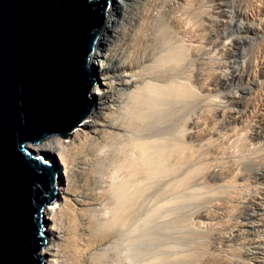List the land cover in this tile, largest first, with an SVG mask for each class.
I'll return each instance as SVG.
<instances>
[{
    "label": "bare ground",
    "instance_id": "obj_1",
    "mask_svg": "<svg viewBox=\"0 0 264 264\" xmlns=\"http://www.w3.org/2000/svg\"><path fill=\"white\" fill-rule=\"evenodd\" d=\"M152 1H144L141 20L131 29L128 26L130 12L122 16L120 1L108 0L105 11L109 23L97 35L92 53L91 64L96 63L100 74L95 75L94 68H90L91 77H97V85L89 90L92 109L81 124L68 130L65 139L52 133L42 141L25 145L45 163L59 168L54 182L59 200L49 208L45 206L43 213L45 241L47 236L45 245L43 243L39 248V254H46L43 264H156L162 254L172 256L178 253L176 247L180 245L182 250L183 247L188 249L192 243L193 248H199V241L182 229L168 224L164 230L160 229L161 225L164 226L160 223L165 222L166 217L170 220L175 216L171 206L176 200V191L187 183L197 167L203 166L197 163L205 162L201 160L204 152L195 151L191 140L199 142L209 133H218L222 123H243L250 116L264 114L260 96L244 104L245 111L231 106V102L243 104L247 84L235 92L230 91L221 107H216L214 120L219 123V117V124L212 121L213 116L210 118L209 113H203L201 106H196L206 98L202 91L214 81L208 79L210 73L206 71V62L200 60L205 51L202 44L204 17L190 10H182L177 17L175 11L169 20L170 33L173 34L151 24L142 29L148 22L146 18H155ZM249 9L251 18L256 19L264 10V0H253ZM192 41L199 44L192 49L195 57L189 61L188 46ZM231 47L225 48L227 54H230ZM254 56L252 64L239 79L243 84L259 73L264 62V47L258 48ZM189 74L201 77L195 83L198 92L193 89L195 85H191ZM198 118L201 119L199 125ZM212 125L215 129H208ZM251 133L253 136L258 131L254 129ZM260 201L252 202L254 209L247 212V221L237 225L246 226L254 235L251 241L262 245L264 237L256 232L264 224V206ZM219 212L214 210L209 214L199 210L195 217L205 224L204 219ZM72 215L76 216L77 223ZM231 231L230 235H221L219 240L225 243L242 234L240 228ZM160 253L158 260L152 258ZM169 262L173 263L172 260Z\"/></svg>",
    "mask_w": 264,
    "mask_h": 264
},
{
    "label": "water",
    "instance_id": "obj_2",
    "mask_svg": "<svg viewBox=\"0 0 264 264\" xmlns=\"http://www.w3.org/2000/svg\"><path fill=\"white\" fill-rule=\"evenodd\" d=\"M108 0H0V264H43L56 168L25 146L62 139L92 109Z\"/></svg>",
    "mask_w": 264,
    "mask_h": 264
},
{
    "label": "rangeland",
    "instance_id": "obj_3",
    "mask_svg": "<svg viewBox=\"0 0 264 264\" xmlns=\"http://www.w3.org/2000/svg\"><path fill=\"white\" fill-rule=\"evenodd\" d=\"M119 1L122 4V8H121L122 16L124 15L126 16L127 12H130L128 13L130 15V17L128 18L130 21L128 23V26L129 28L133 29L136 26V24H138L137 22L138 21L140 22L141 20V12L144 8L145 0H119ZM252 2L253 0H153L151 2L153 3L151 4V6L152 8L154 6L152 10L153 11L152 14H154L155 18H151L150 16L148 17V19L146 18L145 21L148 22H146L145 26L142 27V29H145L147 27H150L148 24H151L153 25L152 27L162 29L161 31H165V33L167 31H169L170 33L171 31L170 29H172L171 28L172 26H170L169 23L170 15H172V13L175 11L177 17L178 15H180V12L182 10H190L193 14L198 16L202 15L204 17L203 27L205 29L203 31L204 38L202 39L203 41L202 44L204 45L205 51L204 54H202L200 60L206 62L205 64L206 71L210 73V75H208L209 76L208 79H211V81L212 79H214V81L209 84L208 89H206L207 91L204 90L202 91V93L199 92L203 94V96L206 98L203 99L202 101H199V103H197L196 106H201L200 110H202L203 113L205 112L206 114L209 113L210 118L213 116L212 118L213 122L214 121L217 122V120H214V117L217 116H215L213 112L217 113L216 111L218 107H221V105L224 103L223 101H225L224 99H226L225 98L226 94H228L230 91L235 92L237 91L236 90L237 88L244 86L246 84L248 88L246 89L247 93H244V96L242 98L243 104L239 105L237 103L235 104L234 102H231L232 105L231 104L230 105L234 106L235 108L236 107L242 108V110L245 111L244 106L247 105L248 102L254 101L255 96L256 98L260 96L258 98L259 99L262 98V99H260L261 101L260 100L259 101L262 102V106H264V62L257 76L252 77L251 80L246 81L245 84H243L239 80L243 76L245 70L248 69L252 64L253 59L255 57L254 55H256L258 48L264 47V10L260 13V15L256 19H252L250 16V9H249ZM156 15L158 17H156ZM105 17H106V22L109 23L107 15ZM104 27L105 26L100 27L98 36ZM170 34H173V32ZM122 42H124V40ZM189 44L190 47L188 46V53L190 52V54L187 56L188 57L187 60L190 61L195 57L192 54V51L194 50V47H196L199 44V42L192 41ZM120 47L118 50H121ZM226 47L232 48L230 54H227V52H225ZM233 51L235 53H232ZM91 65H92L91 67L92 70L94 68V74L100 75L99 70H97L98 66L96 65V63H94L93 65L92 62L90 66ZM232 72L235 75L231 76L230 73ZM195 76L189 74V80L192 86L195 85L194 86L195 88L193 87V89H196L197 91L198 88H197V84L195 83L199 81L201 77L198 75L196 76L195 81H192L193 78H195ZM94 80L95 81L92 84L91 88H93L94 85H97V77H94ZM254 80H257V82ZM194 95L192 97H194ZM87 96L89 98V91L87 93ZM196 97L197 95H195L194 98ZM262 113H264V110L262 111ZM256 116L248 117V119H246V121H244L243 123H235V124L233 123L231 125L222 123V128L218 126L219 127L218 129H220V130L217 129L218 133H211V134L209 133L210 135L207 133L208 135H206L205 138H203V140H200L199 142L193 140L192 138L191 142L194 144L189 142L191 143V145L194 146L193 149L195 151L196 149H198L197 152L199 151L204 152V155L202 156L201 160H204L205 162L199 159L201 163L200 162L197 163L200 164V166L203 165L204 167L203 166H201L200 168L197 167L196 168L197 172L196 170H194L191 173L192 176L190 175L191 178L189 177V180L185 184L188 186H186L185 188L184 187L185 185H183L182 186L183 188L182 187L179 188L181 192L179 191V189L176 191L178 194L177 196H175L176 193L174 194V196L176 197V200L174 201L175 202L177 201L178 204L173 202V206H171V209L174 208L171 211L174 213L172 214L175 216H173L170 220H168L167 217L166 219L163 217L162 219H165L164 220L165 222H163L162 219H159L160 222L162 221L160 225L164 223V226L161 225V227L163 228H161L160 225L159 227L161 230H164L165 228H167L166 226L168 224V226H173V228H177L180 230L182 229V231L186 232L188 235L192 236L193 238H196L201 244V246L199 248H195V247L193 248L192 245L193 243H192L188 249L187 247H185L186 249L183 247L182 250L181 248L182 246L180 245L181 246L180 247L178 245L179 247H176L177 249L178 248L180 249V250L176 249L178 253L173 254L172 256L168 255L169 253L166 254L170 258H174V259H170L169 257L167 258V256L163 255L162 253H160L159 256L156 254L157 255L156 257L152 256L153 259L156 258V260H158V258L162 254L163 257L162 256L161 257L165 258L162 260V258L160 257L159 261H157L156 264L158 263L173 264L174 262H175L174 264H247V263L264 264V244L262 243V245H260V243L258 242H255L253 240L251 241L252 239L251 237L254 235L251 234V232L247 229L246 226L237 225L240 224L241 222L247 221L246 219V217H248L247 212H250L254 209V205L252 203L254 200L255 201L261 200L260 202L264 206V114H262L261 116L260 115L257 117ZM217 119L219 120L220 123L221 122L220 118L218 117ZM200 120L201 119L198 118L197 125L200 124L201 122ZM82 122L83 120H81L78 123L81 124ZM219 123L217 122V124ZM214 125L216 126V123ZM214 127L212 125L208 129H215ZM254 129L258 131L259 134L256 133V135L252 136L251 132ZM27 142H25L24 146L26 145ZM239 165L241 166V168H238L240 167ZM194 166H196V164ZM205 166L206 167L209 166V167L205 168ZM55 168L56 171L59 172V168L58 167ZM198 169H200L199 172ZM201 171H203V173ZM230 177L233 180H231ZM193 181H196V183L195 182L193 183ZM215 184L218 185L215 186ZM205 185H207V187ZM200 187H202L203 189ZM56 190L58 189L56 188ZM194 190L196 193L194 192ZM213 190L215 192H213ZM202 194L204 196H202ZM179 197L182 200H180ZM184 198L187 200L189 204L186 203V200ZM189 199L191 201H189ZM57 200H59V198L56 195L55 202ZM178 200H180V202H178ZM62 205H63V200H62ZM77 206L79 207L80 205ZM216 206L218 207L220 206L221 208L220 207L217 208ZM82 208H84V206H82ZM199 210L200 211L203 210V212L206 211L208 213L209 212L213 213L214 210L220 212L219 214L216 213L212 215L208 219H204L203 220L205 222L204 224L203 222L202 223L198 222L199 218L195 217L196 213ZM255 210H257V207ZM73 216L76 218L75 215H72V219ZM72 219H71L72 223H75L74 221H76L77 223V218L73 219L74 221ZM177 223L179 225H177ZM236 228L241 229L242 234L240 235L239 238L238 237L231 238L230 236L229 237L231 238L229 240L230 242L227 241L225 243H222L219 240L223 235H230V233L232 232L231 230H234ZM256 232L260 234L261 237H264V224L261 225ZM198 238H200L201 240ZM46 241H47V236H46ZM46 241L44 242V245ZM255 253L257 256H255ZM42 255H44V258L42 259V261L44 262L46 258V254H42ZM256 257L258 258L255 259ZM156 260L154 261L156 262ZM171 260L173 261V263L169 262ZM145 262L147 261L144 260V263Z\"/></svg>",
    "mask_w": 264,
    "mask_h": 264
},
{
    "label": "trees",
    "instance_id": "obj_4",
    "mask_svg": "<svg viewBox=\"0 0 264 264\" xmlns=\"http://www.w3.org/2000/svg\"><path fill=\"white\" fill-rule=\"evenodd\" d=\"M104 22H106V18H105Z\"/></svg>",
    "mask_w": 264,
    "mask_h": 264
}]
</instances>
